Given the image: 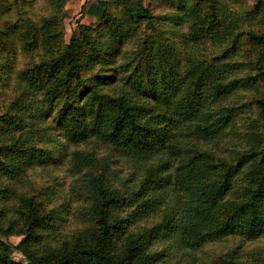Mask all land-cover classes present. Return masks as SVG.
Instances as JSON below:
<instances>
[{"label":"trees","instance_id":"obj_1","mask_svg":"<svg viewBox=\"0 0 264 264\" xmlns=\"http://www.w3.org/2000/svg\"><path fill=\"white\" fill-rule=\"evenodd\" d=\"M14 1L0 49V238L25 235L27 263L0 239V264H205L217 244L230 247L216 264H262L264 33L235 34L218 0H104L66 44ZM241 39L263 46L256 67L233 60ZM203 44L220 55L204 59ZM124 159L138 163L129 175ZM60 219L84 229L68 235Z\"/></svg>","mask_w":264,"mask_h":264},{"label":"rangeland","instance_id":"obj_2","mask_svg":"<svg viewBox=\"0 0 264 264\" xmlns=\"http://www.w3.org/2000/svg\"><path fill=\"white\" fill-rule=\"evenodd\" d=\"M104 0H39L37 2H33V0H22L23 3H25V6H27L29 9H31L33 12L37 13L39 15V18L42 20H46L48 22H51L53 25H59L60 30H62L61 39L63 43L68 44L71 40L72 34L74 30L79 26V24L83 25H89V26H96V18H92L89 16L88 11L91 6H96L98 3ZM171 0H166L165 4L169 6V3ZM206 2L208 9H211L212 4H210V0H203ZM16 2L14 0H0V49L3 48V37L4 32L6 30L10 29V26L12 25L13 21L16 19ZM219 6L221 7V12L223 14V17L229 22L230 19H232L233 22L232 25L235 29V34L238 33H248L250 30L254 31L256 33L262 32L264 33V0H261L259 5H256L257 0H218ZM144 4L146 7L154 8L155 0H144ZM249 11V14L247 15L246 11ZM204 14L205 16H210V13ZM245 11V12H244ZM210 12V11H209ZM168 26H170L168 24ZM178 32V27H177ZM174 33L177 34L178 33ZM234 35L230 33L228 36V43L232 41V37ZM244 38V35H243ZM242 40V39H241ZM243 45L241 46V43L239 42L240 50L236 53L233 60H240L242 63L246 65V63L251 62L254 67L258 64L260 57V53L262 52L263 46H260L255 43L245 42L242 40ZM230 45V44H229ZM201 51L199 52L201 55H203V58L206 59L207 56H212L214 58L217 54L220 55V49L221 46L216 45H205L203 44L201 46ZM44 54L42 51H37L35 54H28V58L26 60H21L19 69L17 70V73L21 69H25L28 66H32L33 63L37 62L38 58ZM34 54V55H33ZM33 56V57H32ZM50 56V55H49ZM48 57V56H47ZM31 58H34L36 60H30ZM8 60H0V77L4 75L5 71V63ZM259 66V65H258ZM257 66V67H258ZM16 73V74H17ZM1 91V88H0ZM262 91L264 92V83L262 85ZM7 96L4 95L3 91L0 92V112H2L5 104L7 103L6 100ZM87 155V154H86ZM87 157L90 160H93L94 157L91 155H87ZM133 159V158H131ZM125 161L121 160L122 163L120 165L123 166L125 173L129 175L133 170L132 168H136L138 163H134L128 159H124ZM137 171V170H136ZM138 174L141 176V171L138 169ZM29 188H32L33 185L29 184ZM60 197V196H58ZM57 205L56 200L53 201L51 204L52 207H55ZM74 204H72L73 206ZM162 206V203L158 202V199H152V205L148 208L153 210H159ZM9 217H15V215L11 214ZM17 222L19 224H26L21 220L18 216ZM60 219L58 226L60 228L67 229L68 235H71L69 232H72L74 230H81L84 229L83 226H77L74 224H68L64 223ZM64 230V229H63ZM66 231V230H65ZM76 235V231L74 232ZM67 235V234H66ZM6 247L9 249V254L11 258L14 261L17 262H24L27 263L26 259L24 258L21 251L18 249V247L23 248L24 241L26 240L25 235H12L9 237H1L0 238ZM240 240V239H239ZM255 245L259 247H263L264 240H261ZM164 245L160 243V246L156 247L157 250H163ZM230 247L228 244H217V245H211L205 250V264H216L218 261H220V258H218L222 254L227 253V248ZM222 258V257H221ZM175 257H169L164 263L161 264H175ZM139 264H142L141 261H139ZM264 264V262L262 263Z\"/></svg>","mask_w":264,"mask_h":264}]
</instances>
